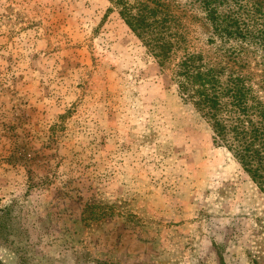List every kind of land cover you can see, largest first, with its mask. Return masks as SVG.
<instances>
[{
    "label": "rangeland",
    "instance_id": "1",
    "mask_svg": "<svg viewBox=\"0 0 264 264\" xmlns=\"http://www.w3.org/2000/svg\"><path fill=\"white\" fill-rule=\"evenodd\" d=\"M249 19L256 43L235 47L264 99V21ZM0 261L264 264V177L109 0H0Z\"/></svg>",
    "mask_w": 264,
    "mask_h": 264
},
{
    "label": "trees",
    "instance_id": "2",
    "mask_svg": "<svg viewBox=\"0 0 264 264\" xmlns=\"http://www.w3.org/2000/svg\"><path fill=\"white\" fill-rule=\"evenodd\" d=\"M109 1L158 65L171 70L180 97L208 122L214 141L225 145L254 179L264 177V99L247 64L240 62L247 50L235 47L237 40L256 43L249 18L253 14L264 21L262 2L192 0L191 9L201 11V17L185 14L178 0ZM188 19L211 29L205 44L198 45L195 22ZM259 32L264 38V28Z\"/></svg>",
    "mask_w": 264,
    "mask_h": 264
}]
</instances>
